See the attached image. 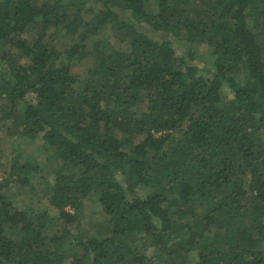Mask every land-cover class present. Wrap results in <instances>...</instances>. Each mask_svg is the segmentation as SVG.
Segmentation results:
<instances>
[{
	"label": "trees",
	"instance_id": "trees-1",
	"mask_svg": "<svg viewBox=\"0 0 264 264\" xmlns=\"http://www.w3.org/2000/svg\"><path fill=\"white\" fill-rule=\"evenodd\" d=\"M157 2L0 0L3 121L58 164L36 209L0 181V264H264V0Z\"/></svg>",
	"mask_w": 264,
	"mask_h": 264
},
{
	"label": "rangeland",
	"instance_id": "rangeland-1",
	"mask_svg": "<svg viewBox=\"0 0 264 264\" xmlns=\"http://www.w3.org/2000/svg\"><path fill=\"white\" fill-rule=\"evenodd\" d=\"M148 1L153 7L158 3V0ZM52 32L54 33L57 44L61 49H64L78 41L81 28L76 31H70L65 24L61 28L52 29ZM106 35V33H103L102 37L105 38ZM199 57L205 61V64L202 66L203 69L211 66L212 57L208 49L200 48ZM87 69L88 65L83 61L73 71L77 77L84 78ZM2 102L4 100L1 99L0 108ZM138 108V113L140 114L145 110V105L142 104ZM8 126L9 122L3 121V113L0 110V181L4 185V190L11 199L12 204L18 207V209L22 210L26 207L36 209L40 207L41 203L47 205L50 193V182L53 176L52 172L58 166L57 161L52 157L50 147L43 141H30L27 138L19 136L17 132L10 131ZM15 159L20 160L21 164L30 160L40 165L42 169L33 176L31 183L25 185L18 182L16 175H13L11 179L9 174L12 171ZM81 219L83 228L89 234L103 236L108 230L106 217L101 213L99 206L90 199L85 200ZM155 264L158 263L155 262Z\"/></svg>",
	"mask_w": 264,
	"mask_h": 264
}]
</instances>
